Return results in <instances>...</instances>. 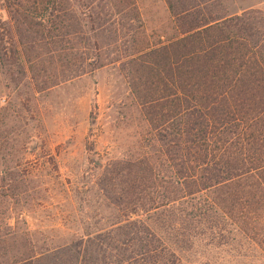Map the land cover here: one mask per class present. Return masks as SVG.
Returning <instances> with one entry per match:
<instances>
[{"label": "rangeland", "instance_id": "1", "mask_svg": "<svg viewBox=\"0 0 264 264\" xmlns=\"http://www.w3.org/2000/svg\"><path fill=\"white\" fill-rule=\"evenodd\" d=\"M13 1L0 0V264L37 254V264H69L77 234L126 218L143 220L174 252L172 264H264V220L258 232H245L218 203L216 187L179 197L180 190L167 194L161 186L170 172L143 94L129 78L141 50L179 34L165 1L132 0L133 23L114 15L116 35L90 29L83 13L89 64L76 76L69 75L73 33L46 32L33 47L21 42L8 11ZM214 6L227 15L249 8L264 13V0H212L196 9ZM65 18L73 22L71 14ZM64 52L69 58L62 63ZM142 157L152 167L138 181L111 170ZM155 199L168 202L150 209ZM138 204L148 210L132 212Z\"/></svg>", "mask_w": 264, "mask_h": 264}, {"label": "trees", "instance_id": "2", "mask_svg": "<svg viewBox=\"0 0 264 264\" xmlns=\"http://www.w3.org/2000/svg\"><path fill=\"white\" fill-rule=\"evenodd\" d=\"M164 1L179 34L141 50L134 59L136 72L129 78V86L143 94L141 104L170 172L161 186L167 194L180 190L179 197L216 187L218 203L240 229L258 232L256 224L264 220V13L249 8L227 15L217 6L206 13L196 8L212 0ZM71 3L14 0L8 11L20 41L32 47L46 32H72L77 40L69 75L76 76L89 64V29L83 13L91 20L90 29L114 34L120 29L114 15L133 23L135 7L132 0H73V7ZM67 13L73 22L66 21ZM60 58L65 63L69 57L64 52ZM0 60L4 61L1 50ZM114 165L111 170L136 180L152 167L143 157ZM158 167L165 168L161 161ZM168 199L150 200L149 208ZM138 208L148 210L144 204L130 210ZM113 224L86 232L85 237L77 234L69 264L174 262V252L143 220L126 218ZM259 234L264 238L263 229ZM41 258L42 254L28 255L10 264H37Z\"/></svg>", "mask_w": 264, "mask_h": 264}]
</instances>
